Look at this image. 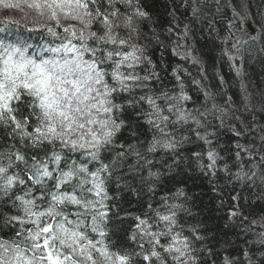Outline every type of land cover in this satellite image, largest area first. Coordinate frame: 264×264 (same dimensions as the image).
I'll list each match as a JSON object with an SVG mask.
<instances>
[{"label":"snow or ice","instance_id":"snow-or-ice-1","mask_svg":"<svg viewBox=\"0 0 264 264\" xmlns=\"http://www.w3.org/2000/svg\"><path fill=\"white\" fill-rule=\"evenodd\" d=\"M0 7V264H264V0Z\"/></svg>","mask_w":264,"mask_h":264},{"label":"trees","instance_id":"trees-1","mask_svg":"<svg viewBox=\"0 0 264 264\" xmlns=\"http://www.w3.org/2000/svg\"><path fill=\"white\" fill-rule=\"evenodd\" d=\"M224 4L225 5H228V0H223ZM228 11V14L229 15H233L234 16V13L230 10V8L227 9ZM2 15H18V13H15V12H12V11H6L4 10L2 7H0V16ZM253 26H255V24L253 23L252 24ZM225 71H227V69H224ZM208 201H207V197H205V204H207ZM226 209H222L220 210L219 212L215 211V207L214 205L210 208H205L204 209V212H203V215L204 216H211L213 219H212V223H219V220L217 219V217L219 216H222L223 215V212L225 211Z\"/></svg>","mask_w":264,"mask_h":264},{"label":"water","instance_id":"water-1","mask_svg":"<svg viewBox=\"0 0 264 264\" xmlns=\"http://www.w3.org/2000/svg\"><path fill=\"white\" fill-rule=\"evenodd\" d=\"M230 3L235 6L239 11H243L241 5L244 4V0H230Z\"/></svg>","mask_w":264,"mask_h":264},{"label":"bare ground","instance_id":"bare-ground-1","mask_svg":"<svg viewBox=\"0 0 264 264\" xmlns=\"http://www.w3.org/2000/svg\"><path fill=\"white\" fill-rule=\"evenodd\" d=\"M245 2H246V0H245ZM245 2H244V3H245ZM227 3H228V5L231 4V3H230V0H228ZM230 10L232 11V8H230ZM232 12H233V11H232ZM233 13H234V12H233ZM252 26H253V25H252ZM243 27L247 30V29H248V24H244ZM253 27H255V26H253Z\"/></svg>","mask_w":264,"mask_h":264}]
</instances>
